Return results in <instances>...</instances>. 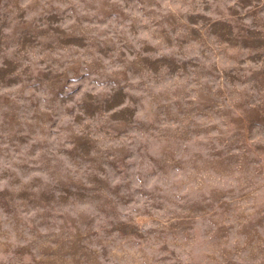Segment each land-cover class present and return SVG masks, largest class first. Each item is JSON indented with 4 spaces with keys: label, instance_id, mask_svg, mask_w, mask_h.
I'll return each instance as SVG.
<instances>
[{
    "label": "clouds",
    "instance_id": "1",
    "mask_svg": "<svg viewBox=\"0 0 264 264\" xmlns=\"http://www.w3.org/2000/svg\"><path fill=\"white\" fill-rule=\"evenodd\" d=\"M246 38L264 0H0V264H264Z\"/></svg>",
    "mask_w": 264,
    "mask_h": 264
},
{
    "label": "rangeland",
    "instance_id": "2",
    "mask_svg": "<svg viewBox=\"0 0 264 264\" xmlns=\"http://www.w3.org/2000/svg\"><path fill=\"white\" fill-rule=\"evenodd\" d=\"M223 23L228 24L227 21H224ZM229 27L231 28L230 24ZM242 47H251L256 52L255 56L249 57V59H252L254 64H261L264 62V40L246 38L242 41ZM241 81L245 83H251L253 88H255L257 91L264 92V67L251 70L250 74L247 76L234 78L233 82L239 83ZM242 123L246 125L247 121H243ZM261 150L264 151V146H262Z\"/></svg>",
    "mask_w": 264,
    "mask_h": 264
}]
</instances>
